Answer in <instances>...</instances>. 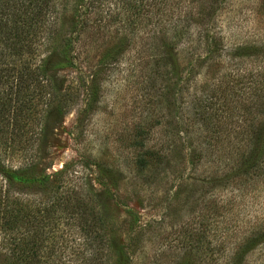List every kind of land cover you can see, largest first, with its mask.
<instances>
[{
	"label": "rangeland",
	"instance_id": "obj_1",
	"mask_svg": "<svg viewBox=\"0 0 264 264\" xmlns=\"http://www.w3.org/2000/svg\"><path fill=\"white\" fill-rule=\"evenodd\" d=\"M171 7L169 4L168 8ZM143 12L141 21L134 24L123 22L121 13L101 30L97 41L95 37L86 38L89 58L81 63V68L88 84L96 72L102 80L98 85V102L86 116L84 100L88 92L82 83L78 84V70L70 66L54 70L59 85L71 87L74 100L66 110L57 111V104L51 107L45 123L48 146L40 167L48 166L47 171L51 173L61 169L64 163H78L76 169L86 177L91 196L105 221L102 232L108 253L102 264H226L225 259L219 257L216 243L226 240L228 248L235 249L243 237L264 226V180L251 178L245 189L223 185L222 190L216 191L224 199L219 209L222 211L219 227L209 220L206 224L202 222L200 189L210 178L223 179L225 174L231 173L242 144H235L233 134L230 135V127L234 125L230 111L225 114L226 129L220 141L210 129L215 120L206 130L185 119L183 100L177 91L179 86L171 88V109L167 110L165 103H154L159 94L150 87L149 68L143 64L151 52L153 29L169 30L170 21L156 26V18ZM219 16L228 31L227 36L231 34L227 27L234 25L237 35L242 30L243 35L257 33L256 36L264 37V0H227ZM192 31L195 38V26ZM123 36L128 43L123 57L120 61L103 64L108 50ZM203 49L204 46L193 50L179 42L173 53L178 64V69L171 73L175 80L180 78V68L189 66L195 59L202 60ZM82 56L84 58L85 54ZM228 65L224 61L209 68L205 65L197 77V85L191 84L192 95L185 98V102L193 99L194 88L199 91L206 81L213 80ZM156 103L158 107L154 106ZM248 103L246 99L239 104ZM240 114L242 112H235L234 119L243 121ZM139 123L152 127L145 139L146 146L168 156L149 176L135 167L136 158L143 153L135 145V129ZM87 159L91 162L87 166L78 162ZM94 160L106 166L99 168L92 162ZM202 179L206 180L202 182ZM76 183L82 186L80 179ZM53 195L51 188L37 184L25 186L15 194L23 205L25 216L14 227L9 220L7 233H0V262L8 255L11 261H33V264H88L92 254V264H101L96 238L91 244L79 227L67 218H61L60 225H55L56 214L51 209L42 210V207L48 209ZM40 205L41 211L37 213L35 210ZM35 227L38 234H34ZM194 232L206 233L208 242L203 243V248L198 247ZM14 235L22 237L15 242L19 243L17 247L21 251L10 257L9 242ZM246 264H264V243L258 244L247 257Z\"/></svg>",
	"mask_w": 264,
	"mask_h": 264
},
{
	"label": "trees",
	"instance_id": "obj_2",
	"mask_svg": "<svg viewBox=\"0 0 264 264\" xmlns=\"http://www.w3.org/2000/svg\"><path fill=\"white\" fill-rule=\"evenodd\" d=\"M226 1L0 0V233H7L9 220L14 227L25 216L16 193L33 184L51 188L53 201L48 209L42 207V210L51 209L56 214L55 225H60L61 218H67L68 222L79 227L91 244L96 238V252L99 255L101 251L99 259L102 264L108 253L102 232L105 221L91 196L86 177L76 169L78 163H64L61 169L51 173L47 171L48 166L40 167L49 138L45 123L54 104L59 107L57 111L66 110L74 100L71 87L59 85L54 75L58 68L70 66L78 70V84L82 83L88 92L84 100V115L94 110L98 102V85L102 80L96 72L88 84L89 80L81 68V63L89 58L86 38L95 37L94 41H97L101 30L118 19L121 13L123 22H139L143 10V13L147 11L145 15L156 18V26L165 20L170 21V31H163L162 27L153 29L151 52L143 64L149 68L150 87L159 94V100L155 99L154 103H165L166 109H171V88L179 86L177 91L183 100L185 119L200 124L206 130L215 120L210 129L216 132V139L220 141L226 129L225 114L230 111L234 124L230 127V135L233 134L235 144H242L231 173L225 174L223 179L217 176L210 178L198 195L202 222L206 224L209 220L219 227L222 213L219 209L224 199L216 191L222 190L223 185L245 189L251 178L264 180V37L256 36L257 33L243 35L242 30L237 35L234 25L227 27L231 33L227 36L228 31L219 16ZM169 4L171 8H168ZM193 26L196 28L195 38ZM180 41L193 50L202 46L204 49L203 55L200 54L202 60L195 59L189 62V66L180 68V78L175 80L171 73L178 69V64L173 53ZM90 46L91 43L88 44ZM127 46L126 36L117 40L108 50L103 64L120 61ZM222 61L229 65L223 67L213 80L206 81L199 91L194 88L193 99L185 102V98L192 95L191 84L197 85L200 70L205 65L209 68ZM163 83L166 84L164 87L158 86ZM246 99L248 104H239ZM154 106L158 107V104ZM235 112H242L243 121L234 119ZM151 128L139 123L135 129V145L143 152L136 158L135 167L145 176L154 174L168 158L146 146L145 139ZM78 162L85 166L91 163L89 159ZM92 162L99 168L106 164L97 160ZM78 179L82 186L77 185ZM35 211H41V205ZM37 232L35 227L34 234ZM193 235L198 237L199 248L208 242L205 232H194ZM10 239L11 251L8 254L13 257L21 251L17 247L19 243L15 242L21 241L22 237L14 235ZM260 243H264V226L243 237L235 249L228 248L226 240L216 245L219 257H223L226 264H246L247 257ZM93 259L90 254L88 264H92ZM0 264H33V261H11L5 255Z\"/></svg>",
	"mask_w": 264,
	"mask_h": 264
}]
</instances>
